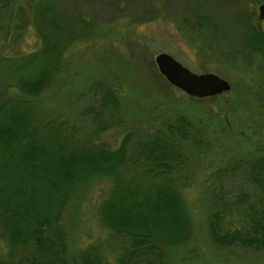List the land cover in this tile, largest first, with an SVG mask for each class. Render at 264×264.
Masks as SVG:
<instances>
[{"label":"trees","instance_id":"obj_1","mask_svg":"<svg viewBox=\"0 0 264 264\" xmlns=\"http://www.w3.org/2000/svg\"><path fill=\"white\" fill-rule=\"evenodd\" d=\"M263 1L120 0V7L144 10L149 22L164 20L169 10L167 19L181 33L201 35L215 59L255 68V76L242 79L237 94L225 98L230 109L233 101H242L240 95L264 93V22L251 8ZM227 10L232 18L221 20L218 15ZM93 14L71 0H0V233L8 245L0 264H177L171 252L192 240L181 189L192 158L200 155L195 145L204 137H195L186 117L158 105L148 127L128 129L113 149L97 139L110 120L81 135L34 102L67 73L71 45L94 38L92 27L100 24ZM29 26L38 45L17 50ZM120 94L105 77L93 79L83 111L96 104L100 117L108 112L111 120L116 117L113 126L121 125ZM262 99L245 106L248 110L239 106L238 118L264 120ZM222 160L204 186L210 241L264 253V152ZM234 174L235 185L227 180ZM98 176L112 181L98 208L99 224L110 232L105 249L110 247L112 258L105 256L103 243L69 258L65 209L78 186Z\"/></svg>","mask_w":264,"mask_h":264},{"label":"rangeland","instance_id":"obj_2","mask_svg":"<svg viewBox=\"0 0 264 264\" xmlns=\"http://www.w3.org/2000/svg\"><path fill=\"white\" fill-rule=\"evenodd\" d=\"M71 3L78 7L86 6L100 25L92 27L94 38L71 45L67 73L62 74L56 86L34 100L35 104L52 120L65 123L68 129L81 135L93 134L98 131V122L110 120L111 127L102 135L100 133L97 139L113 149H117L128 129L148 127L158 116V112L152 114L151 111L158 105L172 116L182 114L191 122L195 137L202 135L204 138L201 145H195L201 150L200 155L192 158L191 167L186 170L187 184L181 189L191 218L192 240L184 248L172 251V257L178 260L177 264H264V253L241 247L220 248L211 243L206 227L210 206L204 194L205 183L208 185L207 180L211 179L213 171L223 164L222 159L231 160L234 155L254 151L264 152V120L238 118L239 106L256 105L255 99L240 95L242 101H233L230 109H226L223 103L225 98L237 94L242 81L255 76V68L244 70L241 64L234 67L223 59H215L212 49L203 46L201 35L195 37L186 30L184 35L172 20L167 19L169 10L165 11L164 20L149 22L150 15L144 10L135 6L131 7L132 11L120 7V0H71ZM263 4L264 1L251 5L260 18L259 6ZM218 16L221 20L232 18L229 10ZM261 20L264 22V18ZM107 24L109 26L105 28ZM108 28L110 30L105 31ZM37 38L29 26L17 50L34 49L38 45ZM165 52L197 75L210 72L227 80L231 83L230 92L196 99L175 89L158 72L154 63L155 56ZM104 77L120 89L123 106L121 125L113 126L116 114L112 120L108 112L100 113V117L96 104L91 107L93 109L83 111L93 79ZM235 179L238 177L234 174L227 180L234 184ZM111 185L110 178H89L78 186L70 199L62 220L69 258L77 259L81 250L91 243H103L105 256L112 258L110 247L105 249L110 232L98 220L99 205L108 195ZM4 238L0 233V254L6 259L8 245Z\"/></svg>","mask_w":264,"mask_h":264},{"label":"water","instance_id":"obj_3","mask_svg":"<svg viewBox=\"0 0 264 264\" xmlns=\"http://www.w3.org/2000/svg\"><path fill=\"white\" fill-rule=\"evenodd\" d=\"M259 15L264 18V4L259 6ZM154 63L158 68V72L172 87L179 89L182 93L192 98L215 97L230 91V85L227 80L210 72L197 75L166 52L157 54Z\"/></svg>","mask_w":264,"mask_h":264},{"label":"flooded vegetation","instance_id":"obj_4","mask_svg":"<svg viewBox=\"0 0 264 264\" xmlns=\"http://www.w3.org/2000/svg\"><path fill=\"white\" fill-rule=\"evenodd\" d=\"M228 82V81H227ZM229 83V82H228ZM229 85H230V89H231V83H229ZM230 92V91H229ZM219 96V95H218ZM244 96H246V98H251V97H253L254 99H262V98H264V93H262V94H254V93H251V94H246V95H244Z\"/></svg>","mask_w":264,"mask_h":264}]
</instances>
